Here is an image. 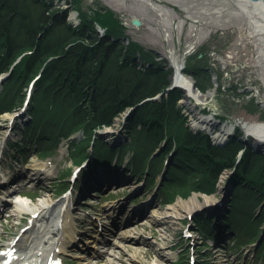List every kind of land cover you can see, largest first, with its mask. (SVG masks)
<instances>
[{"label": "rangeland", "instance_id": "1", "mask_svg": "<svg viewBox=\"0 0 264 264\" xmlns=\"http://www.w3.org/2000/svg\"><path fill=\"white\" fill-rule=\"evenodd\" d=\"M46 3L48 12L64 18V23L77 31L82 30V16L94 17L102 10L113 14L120 38L108 42L106 29L94 25L98 35L88 33L77 40L94 49L107 45L110 64L130 43L152 54L149 62L137 58L134 67L120 69L112 64L111 78H118L120 90L129 83L148 86L149 90L164 89L150 99L153 107L167 103L170 108L176 101L177 112L173 109L174 120L169 121L171 129L179 120L185 134L208 136L215 146L227 148L237 140L254 153H264V142L257 146L255 137L247 132L248 126L264 124V21L253 7H243L244 0H80L82 12L72 6L73 0ZM173 54L184 61V75L194 80L195 91L205 98L196 100L200 104L195 102L194 113L181 103L186 94L175 84ZM12 69L0 71V197L8 203L19 194L31 210L52 203L57 204V211L60 204L70 200L78 218L75 228L83 233L81 239L108 246L109 252L102 253L92 248V242L90 249L80 241L67 244L53 253L56 264H88L90 258L99 261L96 264H264V201L239 207L238 181L233 180L238 168L223 170L215 183L191 171L183 173L182 181L170 178L169 165L177 149L170 147L173 142L170 136L166 138L168 133L164 132L163 141H154L152 133L144 131L146 126L131 129L132 124L141 123V112L147 110L143 103L112 116L110 111L89 130H61L41 122L36 125L32 113L44 70L31 74L33 79L24 87L16 84L11 89L15 84ZM137 72L140 74L135 77ZM88 100L82 104L90 111L92 101ZM104 102L97 101L94 106H111ZM50 103L45 99L39 102L42 107ZM70 113L63 114L67 125ZM197 117L212 118L213 123L199 128ZM226 126H233L232 135L223 133L224 137L218 138ZM243 155L244 150H240L238 162ZM34 165L43 166L47 175L35 176L31 171ZM226 196L228 207L222 215L217 205ZM6 205L0 213V239L10 244L27 231L31 218L11 217L15 203ZM139 207L145 209L144 214L124 225L128 214ZM236 208L238 215L228 216ZM153 211L155 215H151ZM246 211L247 218L243 219ZM112 214L113 221L122 226L116 227L109 217ZM146 218L149 224L143 226L141 221ZM201 224L206 235L199 232ZM132 225L137 230L122 237ZM100 233H107L105 240Z\"/></svg>", "mask_w": 264, "mask_h": 264}, {"label": "trees", "instance_id": "2", "mask_svg": "<svg viewBox=\"0 0 264 264\" xmlns=\"http://www.w3.org/2000/svg\"><path fill=\"white\" fill-rule=\"evenodd\" d=\"M47 1L54 0H0V68L2 67L0 71L13 68L10 71L13 77L11 79L15 84L9 88L12 89L16 84L24 87L28 80L33 79L31 74L38 75L44 70V79L42 73L41 81H43L39 82L40 85L43 83L41 88H38L39 100L32 113L36 125L41 122L42 126H58L61 130L66 127L73 130L80 127L89 130L90 125L97 124L107 115L106 113L109 114L111 111L112 116L129 106H139L143 103V107H147L145 108L147 110L141 112V123L132 124L131 129H136L138 125L146 126L144 131L152 133L150 135L154 141H163L164 132L168 133L166 138L170 136L173 142L172 144L170 141V147L174 146L175 150L177 149L169 165V174H172L170 178L182 181L183 173L191 171L201 175L202 179L215 183L223 170L238 168L235 180L238 181L239 196L236 200L240 203L239 207L243 205L246 207L248 203L262 199L264 201V162H261L264 161V153H254L252 149L237 143V140L231 142L227 148L215 146L208 136L190 132L185 134L181 128L183 122L179 120L171 129L169 121L174 120L171 114L177 106L176 101L170 103V108H167V103L153 107L155 103L150 99L163 92L164 89L161 91L160 87L149 90L148 86L137 84L133 87L129 83L123 90L117 88L118 78L115 80L111 78L112 64H118L120 69L134 67L137 65V58L140 62H149L152 54L144 52L139 45L130 43L119 50L110 64L107 45L94 49L93 46L77 40L88 33L98 35L94 25L106 29L105 39H108V42L112 43L120 38L122 36L120 27L110 11L102 10L94 17L82 16L84 18L82 30L77 31L65 24L64 18L48 12ZM73 2L72 6L82 12L83 9L79 7L80 0ZM59 24L63 25L59 28ZM19 57L20 62L14 66ZM138 74L140 73H135V77ZM157 76L160 74L158 73ZM55 82H60L61 87L55 86ZM51 98L53 100H50ZM89 98L88 101H92L90 111L88 107L85 108V104H82L84 99ZM148 98L150 100L147 101ZM42 99L51 102V106L42 107V104H39L42 103ZM101 100L107 103L109 101L111 106L108 104L100 105V108L94 106V103L96 105L97 101ZM72 108L74 111L70 110ZM67 111L68 114L71 112L69 118H66L69 125L63 121V114ZM90 113H93V117L89 115ZM178 116L182 117L179 112ZM153 121H156V125ZM147 127L150 130H147ZM167 128L172 131H168ZM240 150H244V155L243 160L238 162ZM238 211L239 208H236L228 216L235 218ZM247 215L246 211L241 217L245 219ZM198 229L206 235L207 232L204 231L202 224ZM262 246L264 247V242Z\"/></svg>", "mask_w": 264, "mask_h": 264}, {"label": "bare ground", "instance_id": "3", "mask_svg": "<svg viewBox=\"0 0 264 264\" xmlns=\"http://www.w3.org/2000/svg\"><path fill=\"white\" fill-rule=\"evenodd\" d=\"M243 7L245 9L253 7L255 9L254 11L260 13V17L264 21V0H260L259 2L244 0ZM261 29L264 30V24L261 26ZM172 59L175 63V69H176L175 84L176 86L183 88L186 94L182 98L181 103L188 106L190 111L194 113L196 112L195 106L197 104H200L196 100L205 101V98L204 96L200 95L198 92L195 91L194 80L184 75L183 73L184 61L183 60L178 61L175 54L172 55ZM212 121H213L212 118L206 117L202 119L199 117L198 127L200 128L202 126H205L208 128L213 123ZM222 129H224L222 130V133H218L217 136L220 139L224 137L223 133H226V135L230 133L229 135H232V133L234 132L233 126L232 127L226 126L225 128ZM247 132L248 134L255 137V141L257 144L264 142V124L248 126ZM31 168H32L31 171L32 173H34L35 176L40 175L42 177V175H47V173L46 174L43 173L45 169L43 168V166L34 165ZM7 180H10V178H7ZM233 180H235V178ZM16 199L17 201L15 202L11 201L9 203V206L15 203V207H16L14 213H10L9 215L11 217H15L16 215H22V216L30 215L29 217L31 218V222L27 224L28 227L27 231L22 233L17 238L16 241H12L10 244H3L2 240L5 238L0 239V264H56L53 253L59 250H63L67 244H71L75 242L77 243L80 241L83 243V245H85V247L90 249L91 248L90 243L91 242L95 243V241L93 242L90 239H87V241H83L81 239L80 236H82L83 233L79 232L78 229L75 228V225H77L76 221L78 218L76 215H74V211L70 207V200L64 201L62 204L59 205V209L55 211V207H57V204L48 203L38 206V208L35 210H31L28 204L22 201L23 199L22 197L18 196L16 197ZM16 199H12V200H16ZM211 204L214 205L215 203L212 202ZM227 207L228 206L226 202V204L222 205V207L220 208L222 215H225L224 213L226 212ZM3 208L6 209L7 205L4 199L0 197V209ZM139 208L137 210L136 209L132 210L128 214L127 219L123 222L124 225L127 224L130 220L142 216L144 214L145 209L141 211L143 207H139ZM151 215H155V211H153ZM109 217L112 219V221L114 220L113 214L112 216L110 215ZM26 221H27L26 218H22V223H26ZM162 221L168 222L169 220L163 219ZM141 222H143V226L149 224L147 218L143 219ZM113 223L116 225V227L123 225V224L119 225L115 221H113ZM38 224H40L39 228H37ZM133 226L135 225L126 227L129 229L121 233L122 237L124 238L128 237L130 236V233L135 232L137 228H133ZM14 231L16 232L15 228ZM100 234L102 240H105L107 233H100ZM13 235H15V233ZM134 236H138V234ZM142 239L143 238H141V240ZM28 243H31L29 247H28ZM93 247L94 249L96 248L98 249V251L102 253H106L108 251V248L106 249V247L108 246L103 242L98 244L95 243L93 244L92 248ZM77 257L84 258V256L80 254H78ZM119 260L123 261L122 258H120ZM96 262L99 261H97L95 258H90L87 261L88 264H94V263L96 264ZM106 264H118V263H112L107 261Z\"/></svg>", "mask_w": 264, "mask_h": 264}, {"label": "water", "instance_id": "4", "mask_svg": "<svg viewBox=\"0 0 264 264\" xmlns=\"http://www.w3.org/2000/svg\"><path fill=\"white\" fill-rule=\"evenodd\" d=\"M257 146H258V144H256ZM226 200H227V196L226 197H224L223 199H222V201L217 205V207L219 208H221L222 207V205H224L225 204V202H226Z\"/></svg>", "mask_w": 264, "mask_h": 264}]
</instances>
